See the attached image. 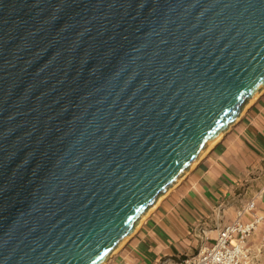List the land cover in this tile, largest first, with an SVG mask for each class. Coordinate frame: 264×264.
Returning <instances> with one entry per match:
<instances>
[{"label":"water","instance_id":"water-1","mask_svg":"<svg viewBox=\"0 0 264 264\" xmlns=\"http://www.w3.org/2000/svg\"><path fill=\"white\" fill-rule=\"evenodd\" d=\"M264 88V0H0V264H103Z\"/></svg>","mask_w":264,"mask_h":264},{"label":"crops","instance_id":"crops-1","mask_svg":"<svg viewBox=\"0 0 264 264\" xmlns=\"http://www.w3.org/2000/svg\"><path fill=\"white\" fill-rule=\"evenodd\" d=\"M263 188L264 90L104 263L170 264L195 254ZM255 204L263 210L264 195Z\"/></svg>","mask_w":264,"mask_h":264},{"label":"built area","instance_id":"built-area-1","mask_svg":"<svg viewBox=\"0 0 264 264\" xmlns=\"http://www.w3.org/2000/svg\"><path fill=\"white\" fill-rule=\"evenodd\" d=\"M263 195L264 188L240 206L233 221L220 228L209 245L170 264H256L264 254V209L257 210L255 199Z\"/></svg>","mask_w":264,"mask_h":264},{"label":"bare ground","instance_id":"bare-ground-1","mask_svg":"<svg viewBox=\"0 0 264 264\" xmlns=\"http://www.w3.org/2000/svg\"><path fill=\"white\" fill-rule=\"evenodd\" d=\"M264 90V88L260 91V93H259V95L261 94V92ZM259 95L257 94L253 99H251L247 104H246V106L243 108V110L241 111V113H244V111L246 110V108L250 105V104H252L258 97H259ZM223 135H224V133L223 134H221L220 136H218V138L214 141V142H212L210 145H209V147L206 149V150H204V152L200 155V157L196 160V161H194L193 163H192V165L189 167V169L178 179V181L173 185V186H171L168 190H167V192L166 193H164L163 195H160L158 198H157V200L155 201V203L153 204V206H151L150 208H148L147 210H146V212H145V214L141 217V218H139L138 219V221L136 222V224H135V226H134V229H133V231H132V233L131 234H133L136 230H137V228L140 226V224L146 219V217L150 214V212L151 211H153L157 206H158V204L160 203V201L167 195V193H169V191L172 189V188H174L175 186H177L180 182H181V180L184 178V176L195 166V164L202 158V156L205 154V152L209 149V148H211L216 142H218L219 140H221V138L223 137ZM130 234V235H131ZM129 235V236H130ZM128 236V237H129ZM127 237V238H128ZM126 238V239H127ZM125 239V240H126ZM124 240V241H125ZM123 241V242H124ZM123 242L122 243H120L115 249H114V251L112 252L113 254H115L116 252H118V250L120 249V247L123 245ZM122 244V245H121ZM205 246H207V245H205ZM105 264V263H104Z\"/></svg>","mask_w":264,"mask_h":264},{"label":"rangeland","instance_id":"rangeland-1","mask_svg":"<svg viewBox=\"0 0 264 264\" xmlns=\"http://www.w3.org/2000/svg\"><path fill=\"white\" fill-rule=\"evenodd\" d=\"M197 252V251H196ZM175 260H177V258L175 259ZM171 263V262H170ZM256 264H264V254L261 256V257H259V259H258V261L256 262Z\"/></svg>","mask_w":264,"mask_h":264}]
</instances>
